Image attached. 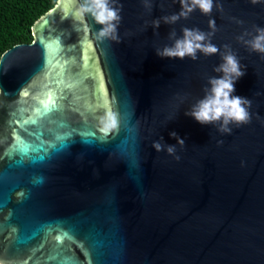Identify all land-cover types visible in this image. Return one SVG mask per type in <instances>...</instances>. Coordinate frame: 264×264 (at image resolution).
<instances>
[{"label": "water", "instance_id": "1", "mask_svg": "<svg viewBox=\"0 0 264 264\" xmlns=\"http://www.w3.org/2000/svg\"><path fill=\"white\" fill-rule=\"evenodd\" d=\"M0 58V264H264V0H57Z\"/></svg>", "mask_w": 264, "mask_h": 264}, {"label": "trees", "instance_id": "2", "mask_svg": "<svg viewBox=\"0 0 264 264\" xmlns=\"http://www.w3.org/2000/svg\"><path fill=\"white\" fill-rule=\"evenodd\" d=\"M57 0H0V58L18 43L33 41L35 21Z\"/></svg>", "mask_w": 264, "mask_h": 264}]
</instances>
